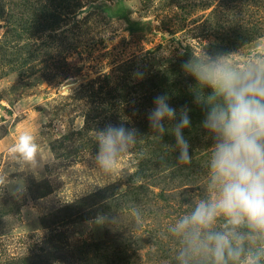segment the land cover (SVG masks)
Instances as JSON below:
<instances>
[{"label":"rangeland","instance_id":"374dc122","mask_svg":"<svg viewBox=\"0 0 264 264\" xmlns=\"http://www.w3.org/2000/svg\"><path fill=\"white\" fill-rule=\"evenodd\" d=\"M203 48L264 54V0H0V264H176L166 228L207 194L212 140L198 126L182 164L147 116ZM122 123L142 138L100 187L95 130Z\"/></svg>","mask_w":264,"mask_h":264},{"label":"clouds","instance_id":"9594fccd","mask_svg":"<svg viewBox=\"0 0 264 264\" xmlns=\"http://www.w3.org/2000/svg\"><path fill=\"white\" fill-rule=\"evenodd\" d=\"M236 52L192 53L182 70L195 81L193 102L205 109L201 127L212 143L208 162L207 194L191 210L166 228L172 239L176 264H264V54L243 61ZM148 123L155 138L170 133L178 150L177 161L191 162L184 130L191 128L190 109L177 111L167 95L154 98ZM168 125V126H166ZM138 130L108 124L95 130L97 152L91 155L100 187L121 178L120 163L141 139ZM39 145L30 131H23L13 153L36 166ZM0 184H4L0 177ZM137 223L141 216L134 211ZM98 218V223H104Z\"/></svg>","mask_w":264,"mask_h":264},{"label":"trees","instance_id":"16d2710c","mask_svg":"<svg viewBox=\"0 0 264 264\" xmlns=\"http://www.w3.org/2000/svg\"><path fill=\"white\" fill-rule=\"evenodd\" d=\"M174 79L175 77L172 76L162 83V94L167 95L171 102L178 103L180 109L185 106L190 109L189 116L191 118V128L184 130V135L186 138L189 136L191 137L198 133V126L201 127L206 112L203 107L193 102L194 98L193 94H191L190 86H180ZM171 137L174 136L171 134Z\"/></svg>","mask_w":264,"mask_h":264}]
</instances>
